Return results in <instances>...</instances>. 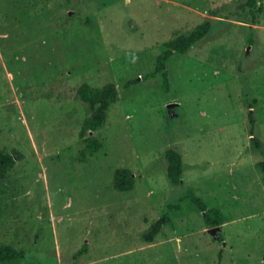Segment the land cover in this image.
<instances>
[{
	"label": "rangeland",
	"instance_id": "374dc122",
	"mask_svg": "<svg viewBox=\"0 0 264 264\" xmlns=\"http://www.w3.org/2000/svg\"><path fill=\"white\" fill-rule=\"evenodd\" d=\"M206 20L204 39L167 63L164 91L161 46ZM109 82L119 97L95 133L103 147L81 158L76 90ZM0 151L14 156L0 246L25 253L0 264H264V0H0ZM117 168L132 190L112 189ZM193 198L222 212L213 235Z\"/></svg>",
	"mask_w": 264,
	"mask_h": 264
},
{
	"label": "trees",
	"instance_id": "16d2710c",
	"mask_svg": "<svg viewBox=\"0 0 264 264\" xmlns=\"http://www.w3.org/2000/svg\"><path fill=\"white\" fill-rule=\"evenodd\" d=\"M258 0H248L251 7H256ZM211 28L210 21L206 20L188 34L179 35L161 46V50L155 60V71L152 76L161 74L162 86L164 91H168L169 76L167 71V63L174 53L185 54L195 44L204 39ZM76 97L85 105L86 116L79 130V136L82 140L81 158L92 156L94 153L102 149V141L95 135L96 131L101 129L107 119V114L110 106L118 100L119 91L115 83L109 82L100 87L92 86L88 83H82L76 90ZM250 123L253 125L252 113H249ZM253 129L250 130V135L253 134ZM254 145L258 148L259 143L256 137L252 138ZM167 159V177L171 184L177 185L180 183L183 175V161L181 154L173 149L166 153ZM14 161V156L0 151V178L3 177L7 168ZM263 171L264 180V161L260 163ZM135 186V178L132 171L127 168L115 169L111 187L117 192L130 191ZM200 211H204V220L207 227H215L222 225L224 216L219 209H207L200 199L193 198ZM169 209H177V206H169ZM170 221V215L164 212L156 219L145 231L140 235V239L146 243H152L155 237L161 232L162 227ZM85 252V247H82L79 253ZM25 258V253L22 250L14 249L8 245L0 246V263L17 262Z\"/></svg>",
	"mask_w": 264,
	"mask_h": 264
},
{
	"label": "water",
	"instance_id": "95a60500",
	"mask_svg": "<svg viewBox=\"0 0 264 264\" xmlns=\"http://www.w3.org/2000/svg\"><path fill=\"white\" fill-rule=\"evenodd\" d=\"M176 106V103H170L168 104L167 106V110H168V118H172L175 114L173 112V108ZM220 225L219 226H215V227H212L210 229H208V232L210 234H214L216 231H219L220 230Z\"/></svg>",
	"mask_w": 264,
	"mask_h": 264
}]
</instances>
